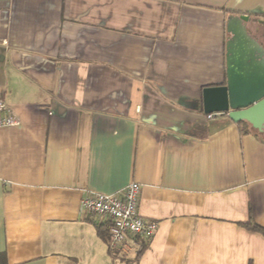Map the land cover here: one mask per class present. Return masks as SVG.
Instances as JSON below:
<instances>
[{"label":"crops","instance_id":"0c3cea01","mask_svg":"<svg viewBox=\"0 0 264 264\" xmlns=\"http://www.w3.org/2000/svg\"><path fill=\"white\" fill-rule=\"evenodd\" d=\"M230 14L264 0H0V264H264V130L202 101ZM133 181L159 225L126 257L82 198Z\"/></svg>","mask_w":264,"mask_h":264},{"label":"water","instance_id":"95a60500","mask_svg":"<svg viewBox=\"0 0 264 264\" xmlns=\"http://www.w3.org/2000/svg\"><path fill=\"white\" fill-rule=\"evenodd\" d=\"M249 14H230L226 29V82L202 90L207 114L222 113L264 130V45L251 33Z\"/></svg>","mask_w":264,"mask_h":264},{"label":"built area","instance_id":"2783aa9c","mask_svg":"<svg viewBox=\"0 0 264 264\" xmlns=\"http://www.w3.org/2000/svg\"><path fill=\"white\" fill-rule=\"evenodd\" d=\"M224 115L211 113L208 119ZM21 124L10 105L0 97V127ZM141 185L131 182L119 193H103L89 189L82 198V211L96 225H104L109 233L110 252L129 257L138 255L154 237L158 222L139 211Z\"/></svg>","mask_w":264,"mask_h":264},{"label":"trees","instance_id":"16d2710c","mask_svg":"<svg viewBox=\"0 0 264 264\" xmlns=\"http://www.w3.org/2000/svg\"><path fill=\"white\" fill-rule=\"evenodd\" d=\"M251 16H255L256 18H258V20H261L263 25H264V14L263 15L254 14V15H251ZM224 83H222V84H224ZM239 124L242 125L245 128L243 131L246 132V133L255 132L258 136L261 133V132H259L256 129L255 130L249 129V127H248V125H247V123L245 121L239 122ZM244 225L247 228H249V229H252V230H255V231H259V232H261L264 235V227H262L259 224H257L252 216L250 217L249 221L247 223H245ZM96 226H97V231H98L99 236L102 239H104L106 242H109L110 237H109L108 229L104 225H96Z\"/></svg>","mask_w":264,"mask_h":264},{"label":"rangeland","instance_id":"374dc122","mask_svg":"<svg viewBox=\"0 0 264 264\" xmlns=\"http://www.w3.org/2000/svg\"><path fill=\"white\" fill-rule=\"evenodd\" d=\"M249 30L254 32V33H258V35L260 36H264V25L263 24H258V23H252L249 27ZM262 40L264 41V38H262Z\"/></svg>","mask_w":264,"mask_h":264},{"label":"flooded vegetation","instance_id":"af4514ba","mask_svg":"<svg viewBox=\"0 0 264 264\" xmlns=\"http://www.w3.org/2000/svg\"><path fill=\"white\" fill-rule=\"evenodd\" d=\"M251 33L264 45V41L262 40V38H264V36H260V35H258V33H254L252 31H251Z\"/></svg>","mask_w":264,"mask_h":264}]
</instances>
